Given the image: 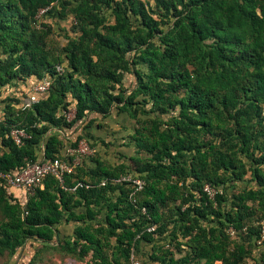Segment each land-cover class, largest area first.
I'll use <instances>...</instances> for the list:
<instances>
[{"label":"trees","instance_id":"16d2710c","mask_svg":"<svg viewBox=\"0 0 264 264\" xmlns=\"http://www.w3.org/2000/svg\"><path fill=\"white\" fill-rule=\"evenodd\" d=\"M152 1L0 0V88L50 83L30 107L31 91L3 99L0 172L80 159L24 202L0 178L3 264L47 253L86 264H131L134 253L140 264H264V0ZM61 21L70 27L57 31ZM113 111L134 121V152L118 162L100 155L110 143L91 131ZM12 128L29 136L17 144ZM81 139L93 154L76 151ZM248 173L252 185L238 188ZM123 175L143 187L114 181ZM78 181L90 186L72 191ZM63 221L76 223L72 235H59Z\"/></svg>","mask_w":264,"mask_h":264},{"label":"built area","instance_id":"2783aa9c","mask_svg":"<svg viewBox=\"0 0 264 264\" xmlns=\"http://www.w3.org/2000/svg\"><path fill=\"white\" fill-rule=\"evenodd\" d=\"M45 9H41L40 12H43ZM49 80L47 78L41 79L37 82L28 97L24 100L23 108L30 107L34 104L38 96L43 94L49 88ZM74 115V109L70 110L67 113L68 119L72 118ZM1 122V118H0ZM10 135L17 144L22 143V139L28 137L29 135L23 129L12 128L10 131ZM68 151L72 152V149H68ZM76 151L79 154L84 155H91L95 152V149L90 147L88 143L81 139L78 144V148ZM80 159L77 156L72 161L67 159L61 158H43L42 160L35 162V163H27L26 166L17 174L11 173H2L0 172V178L3 179L6 183V189L9 191L11 188H21L24 189L25 192L29 195H33L38 188L43 187V179L47 175H54L62 184L63 183V176L66 173H71L74 170V167L79 163ZM130 181L135 185L136 189H141L143 187L144 182L138 178H132L127 175L120 176L119 178L114 179L115 182L118 181ZM88 183H84L82 181H78L75 183L70 189L74 191L76 188L79 187H89ZM65 189L67 187L63 186ZM204 190L210 197H213L216 190L209 186L205 185ZM151 230V229H149ZM230 233L233 234V230L230 229ZM264 240V224L262 223L261 226V236L258 240V243ZM131 264H140L139 260L131 254Z\"/></svg>","mask_w":264,"mask_h":264},{"label":"crops","instance_id":"0c3cea01","mask_svg":"<svg viewBox=\"0 0 264 264\" xmlns=\"http://www.w3.org/2000/svg\"><path fill=\"white\" fill-rule=\"evenodd\" d=\"M62 22V21H61ZM67 27V26H66ZM39 82L37 78L31 76L24 81H19L16 85L5 86L0 88V113L4 107L3 99L9 95L14 94L18 95L20 93H25L31 91L33 86ZM31 93V92H30ZM113 115V116H112ZM103 123V124H101ZM134 121L129 118L126 113L118 114L116 111H113L111 117L104 119H99L92 127V133L99 138L104 139L106 142H109L108 149H115L118 155L125 154L130 152L133 149L132 146L126 145V139L129 138V134L126 130L132 129ZM99 124H101L99 126ZM121 124H124L123 127ZM102 126V127H101ZM132 131V130H131ZM62 132V131H61ZM127 132V133H126ZM73 134V133H72ZM71 135V134H69ZM68 135V136H69ZM100 152L106 150L105 147L98 148ZM104 155V153H101ZM120 161V160H118ZM117 161V162H118ZM91 166V162H88ZM9 194L13 195L16 199L21 202H24L26 199L25 190L21 188H11L7 191ZM76 223L74 221L65 222L63 221L58 225V232L60 236L72 235Z\"/></svg>","mask_w":264,"mask_h":264},{"label":"rangeland","instance_id":"374dc122","mask_svg":"<svg viewBox=\"0 0 264 264\" xmlns=\"http://www.w3.org/2000/svg\"><path fill=\"white\" fill-rule=\"evenodd\" d=\"M151 3L153 2L152 0H149ZM55 28L57 29V31H60L61 29H63V27L66 28V26L69 28L70 27V23L69 21H62L60 22V24H54ZM56 38L60 41V43H65L66 42V39L63 37L64 36V33L63 32H56ZM72 34V33H71ZM134 80V76L133 75H128L127 78H126V81H125V85L128 86L129 83H131V81ZM113 116V115H112ZM111 117V116H110ZM124 124H121V126L123 127ZM131 127L129 130H126L130 136V133L132 132L131 131ZM126 132V133H127ZM104 147V146H103ZM106 150H102L100 152V155L111 161V162H117L119 159H120V155H118L115 151V149H108L107 147H105ZM133 149L130 150V152H127L126 155H131L133 153ZM101 153H104L101 154ZM251 179V176L250 174L248 173L245 177H244V180L242 181H238L236 184V186H238V188H241V187H244V186H250L252 185V182L250 181ZM231 190V189H230ZM264 224V221L262 222ZM22 252V250H21ZM21 252H20V256H21ZM51 255H49V253H47V258L46 259H43L41 260V262L39 264H86L84 261H76L70 257H66V258H62V256H60L59 254H56V253H50ZM135 257L137 259H140L139 256L134 253ZM140 261V260H139ZM4 263V259L3 258H0V264H3ZM251 263V260H248V264Z\"/></svg>","mask_w":264,"mask_h":264}]
</instances>
